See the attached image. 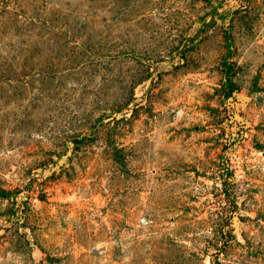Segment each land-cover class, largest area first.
Instances as JSON below:
<instances>
[{"label":"rangeland","instance_id":"obj_1","mask_svg":"<svg viewBox=\"0 0 264 264\" xmlns=\"http://www.w3.org/2000/svg\"><path fill=\"white\" fill-rule=\"evenodd\" d=\"M0 264H264V0H0Z\"/></svg>","mask_w":264,"mask_h":264},{"label":"trees","instance_id":"obj_2","mask_svg":"<svg viewBox=\"0 0 264 264\" xmlns=\"http://www.w3.org/2000/svg\"><path fill=\"white\" fill-rule=\"evenodd\" d=\"M226 41H227V44H229V37L228 36H226ZM229 176L230 177L232 176L231 172L229 173ZM227 185L228 184L224 185V194L227 197V199H230L231 193L229 192V189L227 188ZM231 204H233L232 209L236 208L233 201H231Z\"/></svg>","mask_w":264,"mask_h":264}]
</instances>
